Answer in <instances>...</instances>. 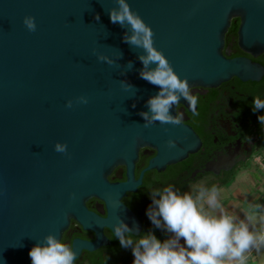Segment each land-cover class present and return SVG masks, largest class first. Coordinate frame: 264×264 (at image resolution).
I'll return each mask as SVG.
<instances>
[{"label":"water","instance_id":"water-1","mask_svg":"<svg viewBox=\"0 0 264 264\" xmlns=\"http://www.w3.org/2000/svg\"><path fill=\"white\" fill-rule=\"evenodd\" d=\"M129 3L190 86L258 81L264 74L261 63L225 50L226 32L239 19V47L264 52V0ZM115 6V0H0V264H32L31 248L50 233L76 256L111 243L102 228L120 219L139 234L141 222L119 197L136 189L144 169L162 170L200 146L185 124L143 127L139 113L160 89L140 77L142 50L125 43L126 29L111 22ZM25 16L35 17V32ZM119 51L112 66L97 58L116 59ZM129 61L133 67L125 71ZM80 96L89 103L66 107ZM170 111L175 115L176 106ZM57 142L67 144V155L54 150Z\"/></svg>","mask_w":264,"mask_h":264},{"label":"clouds","instance_id":"clouds-1","mask_svg":"<svg viewBox=\"0 0 264 264\" xmlns=\"http://www.w3.org/2000/svg\"><path fill=\"white\" fill-rule=\"evenodd\" d=\"M115 4L108 11L111 22L126 29L123 36L125 43L142 50L138 56L143 65L140 77L160 89L147 101L148 111L139 113L145 121L143 127H151L156 122L182 125L183 114L177 111L173 115L170 110L180 104L181 98L193 109L196 107L197 97L191 93L188 78L182 79L164 52L155 47L153 28L132 9L129 0H115ZM95 19L100 20L99 14ZM23 23L30 32L37 30L34 16H25ZM122 55L119 51L116 59L104 54L97 58L112 66L117 64L116 61ZM153 64L156 66L150 67ZM132 67L133 63L129 61L125 71ZM121 84L126 89H134L125 81H121ZM74 103L86 105L89 98L80 96L75 101L70 99L66 107L72 108ZM260 110H264V99L256 96L253 111ZM258 119L264 125V115ZM177 143L176 139H169L167 145L173 149ZM54 150L68 154L66 143L57 142ZM219 194L220 189L215 185L209 188L203 182L193 184L187 192H179L173 185L151 190L152 204L147 215L155 228L170 234L163 241L151 230L139 236L134 235L122 219L111 230L122 248L132 250L133 264H246L245 254L253 247L258 249L264 246V228L250 230L255 217L249 214L246 219L238 220L222 208ZM70 198L75 200L76 193H72ZM215 210H219V213L215 214ZM29 256L32 264H74L76 252L56 234L50 233L31 248Z\"/></svg>","mask_w":264,"mask_h":264},{"label":"flooded vegetation","instance_id":"flooded-vegetation-1","mask_svg":"<svg viewBox=\"0 0 264 264\" xmlns=\"http://www.w3.org/2000/svg\"><path fill=\"white\" fill-rule=\"evenodd\" d=\"M229 29L225 35V50L230 56H248L264 66V52L252 55L243 51L238 45L237 29L232 32ZM190 88L197 97L196 108L191 110L180 101L176 113L183 114V124L193 129L200 146L184 159L165 165L162 170L157 167L144 169L136 189L126 190L119 197L141 222L139 233L152 224L147 215L152 204L151 190L173 185L177 191L187 192L199 182L209 187L228 179L241 166L250 164L256 153L264 151V125L258 119L264 115V110L253 111L254 97L264 99V74L258 81L232 77L215 86L192 85ZM101 233L111 243L101 244L93 250L82 248L74 264H121L120 256L129 248L121 247L109 227L103 226ZM133 258L128 264H132Z\"/></svg>","mask_w":264,"mask_h":264},{"label":"crops","instance_id":"crops-1","mask_svg":"<svg viewBox=\"0 0 264 264\" xmlns=\"http://www.w3.org/2000/svg\"><path fill=\"white\" fill-rule=\"evenodd\" d=\"M255 158V157H254ZM253 158L250 164L241 166L232 181L225 186L217 187L225 191L219 201L222 208L237 219H246L247 215L255 217L250 230L259 231L264 228V154ZM219 210H215L218 214ZM246 264H264V246L253 247L246 254Z\"/></svg>","mask_w":264,"mask_h":264},{"label":"trees","instance_id":"trees-1","mask_svg":"<svg viewBox=\"0 0 264 264\" xmlns=\"http://www.w3.org/2000/svg\"><path fill=\"white\" fill-rule=\"evenodd\" d=\"M238 22H239V20H237L236 22H232V24H231V27H230V29H229V31H235L236 29H237V26H238ZM263 138H264V132H263ZM262 147L264 148V142H263V144H262ZM235 174H236V171L235 172H233V173H231L230 175H229V177H228V179H226V180H224V181H220V182H215V183H213L211 186H209V188L210 187H212L213 185H215L216 187H219V186H225V185H228L231 181H232V179L235 177ZM154 231V233H155V235L159 238V239H161L162 241L164 240V239H167L166 237H165V235H164V231L163 230H161V229H158V228H155L154 227V225L153 224H151V223H149L146 227H145V229L141 232V233H139V235H141L142 233H145V232H147V231ZM139 235H136V236H139ZM134 239H136L137 237H133ZM133 257V254H132V250L129 248V250L127 251V252H125V254L124 255H122V256H120V263L121 264H128V261H130V259Z\"/></svg>","mask_w":264,"mask_h":264},{"label":"rangeland","instance_id":"rangeland-1","mask_svg":"<svg viewBox=\"0 0 264 264\" xmlns=\"http://www.w3.org/2000/svg\"><path fill=\"white\" fill-rule=\"evenodd\" d=\"M264 154V151H261V152H258V153H256V155H255V161L257 160L256 158H257V156L258 157H261L262 155ZM225 192V191H224ZM223 191H220V194H219V197L220 198H222V197H224V195L227 193H224ZM220 203H223V202H226V200L225 199H223V202L222 201H219ZM164 235H165V237L166 238H169V236H170V234L169 233H167L166 231H164ZM181 243H183V240L181 239ZM133 261H134V258H133ZM132 264H133V262H132Z\"/></svg>","mask_w":264,"mask_h":264}]
</instances>
